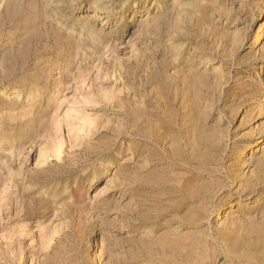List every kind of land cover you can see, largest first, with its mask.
Masks as SVG:
<instances>
[{"label": "rangeland", "instance_id": "rangeland-1", "mask_svg": "<svg viewBox=\"0 0 264 264\" xmlns=\"http://www.w3.org/2000/svg\"><path fill=\"white\" fill-rule=\"evenodd\" d=\"M0 264H264V0H0Z\"/></svg>", "mask_w": 264, "mask_h": 264}, {"label": "bare ground", "instance_id": "bare-ground-1", "mask_svg": "<svg viewBox=\"0 0 264 264\" xmlns=\"http://www.w3.org/2000/svg\"><path fill=\"white\" fill-rule=\"evenodd\" d=\"M90 16H91L90 18H92L91 20L99 19V17H96L95 15H90Z\"/></svg>", "mask_w": 264, "mask_h": 264}]
</instances>
